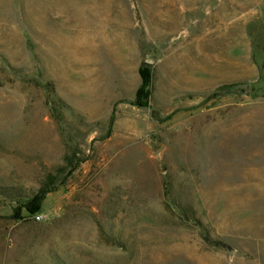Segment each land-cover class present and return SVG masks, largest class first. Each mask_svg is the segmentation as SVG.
Here are the masks:
<instances>
[{
    "label": "rangeland",
    "instance_id": "1",
    "mask_svg": "<svg viewBox=\"0 0 264 264\" xmlns=\"http://www.w3.org/2000/svg\"><path fill=\"white\" fill-rule=\"evenodd\" d=\"M245 10L264 20V0H0V264H264Z\"/></svg>",
    "mask_w": 264,
    "mask_h": 264
},
{
    "label": "crops",
    "instance_id": "2",
    "mask_svg": "<svg viewBox=\"0 0 264 264\" xmlns=\"http://www.w3.org/2000/svg\"><path fill=\"white\" fill-rule=\"evenodd\" d=\"M255 15H256V20H259L260 16L264 17V13L257 12ZM248 17H249V13L247 10H245V11L240 13V20L238 23L236 22L237 25H235V24L232 25V26L238 27L239 43L241 44L240 51L243 53V55H244V53L246 54L248 51V44H251L253 42L264 44V20L261 23H260V21H257L255 23H253V26H251V24L248 21ZM249 27L256 29L255 34L253 32L249 31ZM232 28L233 27H231V29ZM260 29L262 30V36L259 34ZM224 34L225 35L228 34L227 28H225ZM259 37H262L263 39H259ZM262 51L264 53V49ZM245 58H247V57H245ZM263 59H264V55H263ZM239 67H240L239 75L248 74L246 62H244L243 57H241V59H240V66ZM263 68H264V65H263Z\"/></svg>",
    "mask_w": 264,
    "mask_h": 264
},
{
    "label": "trees",
    "instance_id": "3",
    "mask_svg": "<svg viewBox=\"0 0 264 264\" xmlns=\"http://www.w3.org/2000/svg\"><path fill=\"white\" fill-rule=\"evenodd\" d=\"M140 74L143 78V84L140 87V92L146 95L147 92L145 91V88L148 84L149 71H147V69H141ZM49 192L50 191L48 189L39 190V193L35 195L30 201H28V203H26V205L24 206L25 210H27V212L29 213L37 212L40 209V204H41L43 196ZM15 215L18 218L20 216V210H16Z\"/></svg>",
    "mask_w": 264,
    "mask_h": 264
},
{
    "label": "water",
    "instance_id": "4",
    "mask_svg": "<svg viewBox=\"0 0 264 264\" xmlns=\"http://www.w3.org/2000/svg\"><path fill=\"white\" fill-rule=\"evenodd\" d=\"M147 62H151V61H148V60H147Z\"/></svg>",
    "mask_w": 264,
    "mask_h": 264
}]
</instances>
